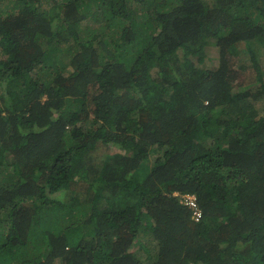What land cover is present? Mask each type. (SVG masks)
<instances>
[{
    "label": "trees",
    "instance_id": "1",
    "mask_svg": "<svg viewBox=\"0 0 264 264\" xmlns=\"http://www.w3.org/2000/svg\"><path fill=\"white\" fill-rule=\"evenodd\" d=\"M0 264H264V0H0Z\"/></svg>",
    "mask_w": 264,
    "mask_h": 264
},
{
    "label": "rangeland",
    "instance_id": "2",
    "mask_svg": "<svg viewBox=\"0 0 264 264\" xmlns=\"http://www.w3.org/2000/svg\"><path fill=\"white\" fill-rule=\"evenodd\" d=\"M207 49V55H209V57H215V58H217V56H216V52L218 51L217 49H216V47L215 46H213V44H211L210 46H208V48H206ZM218 62V58L216 59V63ZM207 65H211V66H213L212 64H213V62L211 61V60H207ZM111 151H112V153H114V152H116V151H118V148H115L114 146H111Z\"/></svg>",
    "mask_w": 264,
    "mask_h": 264
},
{
    "label": "clouds",
    "instance_id": "3",
    "mask_svg": "<svg viewBox=\"0 0 264 264\" xmlns=\"http://www.w3.org/2000/svg\"><path fill=\"white\" fill-rule=\"evenodd\" d=\"M187 197H192V199H193V201L195 202V204H196V208H197V210L200 212V216H201V210H200V207H199V204H198V202H196V195H194V194H187V195H184V200L183 201H185V203L186 204H189V203H187L186 202V198ZM189 205H191V204H189ZM192 206V205H191ZM196 216V215H195ZM199 216V217H200ZM199 219V218H198Z\"/></svg>",
    "mask_w": 264,
    "mask_h": 264
},
{
    "label": "built area",
    "instance_id": "4",
    "mask_svg": "<svg viewBox=\"0 0 264 264\" xmlns=\"http://www.w3.org/2000/svg\"><path fill=\"white\" fill-rule=\"evenodd\" d=\"M186 202L189 203V204H191L193 207H195V215H196V217L199 218V216H200V212L197 210V208H196V204H195V202L193 201L192 197H187V198H186Z\"/></svg>",
    "mask_w": 264,
    "mask_h": 264
}]
</instances>
